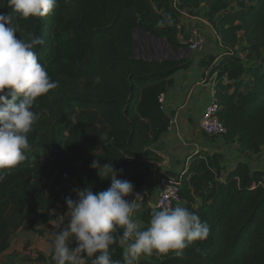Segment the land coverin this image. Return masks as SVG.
<instances>
[{
	"label": "trees",
	"instance_id": "1",
	"mask_svg": "<svg viewBox=\"0 0 264 264\" xmlns=\"http://www.w3.org/2000/svg\"><path fill=\"white\" fill-rule=\"evenodd\" d=\"M167 1L156 0L157 7L153 0H57L44 18L13 19L18 38L44 39L35 49L38 62L59 87L34 102L38 120L28 134L30 148L25 161L0 182V214L10 203L28 204L31 195L43 192L44 180L48 209L67 208L65 201L76 199V189L106 191L111 180L90 167L94 159L99 166L111 162L116 178L132 183L129 201L151 179V162L158 157L150 148L168 128L160 104L165 81L189 68L191 60L138 57L134 35L140 31L163 39L175 51L185 46L179 39V11ZM226 1L216 0L206 15L226 50L214 99L225 136L241 151L257 153L264 148V0H235L233 7ZM9 13L6 0H0V14ZM240 41L244 60L235 53ZM224 77L228 83L222 86ZM220 159L219 153L198 159L181 177L179 205L207 223V239L179 256L154 254L141 264H264L263 171L241 161L220 180ZM151 215L146 211L143 218ZM110 251L122 261L118 241Z\"/></svg>",
	"mask_w": 264,
	"mask_h": 264
},
{
	"label": "clouds",
	"instance_id": "2",
	"mask_svg": "<svg viewBox=\"0 0 264 264\" xmlns=\"http://www.w3.org/2000/svg\"><path fill=\"white\" fill-rule=\"evenodd\" d=\"M3 3V2H2ZM11 13L0 14V182L26 159L30 148L28 134L38 116L32 111L34 102L59 87L39 63L36 47L44 44L40 36L30 41L20 39L14 18H44L56 7L57 0H6ZM171 23V18H166ZM160 27L164 21L158 22ZM90 167L97 175L110 179L106 191L93 192L91 186L76 189V199L67 198L69 220L54 238L51 261L54 264H139L142 257L166 256L207 239L210 228L199 215L177 205L154 210L147 225L137 218L141 196L133 194L130 181L117 179L111 162ZM122 229L118 234L117 230ZM75 241L76 247L70 248ZM119 243L122 261L114 260L110 246ZM79 254V255H77Z\"/></svg>",
	"mask_w": 264,
	"mask_h": 264
},
{
	"label": "crops",
	"instance_id": "3",
	"mask_svg": "<svg viewBox=\"0 0 264 264\" xmlns=\"http://www.w3.org/2000/svg\"><path fill=\"white\" fill-rule=\"evenodd\" d=\"M185 1L188 5L192 2ZM163 10L161 8L159 12ZM188 17L197 19L195 16ZM179 21L184 23V17H180ZM200 21L205 23L204 20ZM201 58L198 57L189 68L177 71L165 81L160 104L168 120V128L150 148L158 160L151 162L152 177L140 188L146 189L147 196L143 201H138L140 208L137 210V218L145 225L150 219L143 218V214L148 211L149 204H153L157 198L158 178L165 173L182 177L194 161L206 159L213 150L206 146L208 138L199 128V119L206 104L214 98L218 86V66L222 62L217 65L216 58L210 66H204L205 62ZM223 80L222 86L228 83L225 77ZM95 151L98 152L99 147H96ZM236 165L237 163L227 171ZM226 173L221 172L220 180L225 178ZM41 186L43 192L36 191L25 206L10 203L1 212L0 219L7 222L2 225L5 229L0 227V263L54 264L51 261L54 238L66 228L69 214L68 209L61 208L59 204L48 209L47 180H44ZM195 199L199 202L197 197ZM75 245L73 241L70 248L74 249ZM143 258L139 264L149 259Z\"/></svg>",
	"mask_w": 264,
	"mask_h": 264
},
{
	"label": "rangeland",
	"instance_id": "4",
	"mask_svg": "<svg viewBox=\"0 0 264 264\" xmlns=\"http://www.w3.org/2000/svg\"><path fill=\"white\" fill-rule=\"evenodd\" d=\"M153 1L154 3L156 2V0ZM176 1L178 3L177 7L179 10V17H184L185 19L184 23H180V21H178V27L180 29L179 39L185 46L175 51L165 40L158 41L147 34L137 31L134 36L135 54L148 61H161L165 59L177 60L189 57L191 63L201 56V59L206 61L209 66L217 58L218 62L216 64L218 65L226 50L224 47L219 46L221 43L219 35L216 33L211 21L206 16L210 6L216 0H192L190 5H188L189 3L185 0ZM244 1L249 3L250 0ZM226 3L230 7H233L235 0H228ZM155 5L157 6L156 3ZM166 5L174 8L173 0H168ZM223 13L224 12H220V15ZM188 15L195 16L197 19H191ZM216 17H218V15H215L213 19H216ZM200 20H204L205 23ZM196 37H200L202 39V43L199 48L192 49L190 46L195 42ZM241 44L242 43L240 41L238 43V50L235 53L244 60V53L240 52ZM261 53V55H264V50H261ZM254 61L256 62L258 59ZM97 126H99V124H97ZM207 138L206 146L213 149L210 154L219 153L221 155L220 163L224 167L223 173H226L230 167L234 166L238 162H246L252 170L255 169L263 171L261 184L264 186V148H261L257 153L244 152L239 149L236 140H231L226 136ZM142 189L146 191L145 188ZM141 259L144 258L142 257Z\"/></svg>",
	"mask_w": 264,
	"mask_h": 264
},
{
	"label": "built area",
	"instance_id": "5",
	"mask_svg": "<svg viewBox=\"0 0 264 264\" xmlns=\"http://www.w3.org/2000/svg\"><path fill=\"white\" fill-rule=\"evenodd\" d=\"M178 3L176 0H173V7L175 10H178ZM202 43L200 37H196L195 42L190 46L192 49L199 48ZM161 99V97H160ZM219 105L216 100L213 98L209 103L204 107L200 119H199V128L201 132L208 137H224L227 133V130L223 123L218 117ZM157 198L153 204H149L148 211L153 212L154 210L175 207L181 202L180 198V185H181V176H174L169 173H165L158 178L157 184ZM141 196L140 202L143 201L147 194L146 191L140 189L139 193Z\"/></svg>",
	"mask_w": 264,
	"mask_h": 264
},
{
	"label": "water",
	"instance_id": "6",
	"mask_svg": "<svg viewBox=\"0 0 264 264\" xmlns=\"http://www.w3.org/2000/svg\"><path fill=\"white\" fill-rule=\"evenodd\" d=\"M135 36V35H134ZM154 39V38H153ZM155 40H158V41H162L163 39H155Z\"/></svg>",
	"mask_w": 264,
	"mask_h": 264
}]
</instances>
